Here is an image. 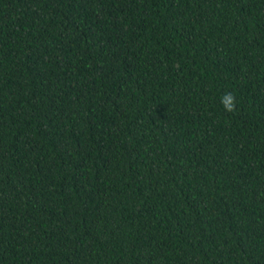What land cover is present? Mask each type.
<instances>
[{"label": "trees", "instance_id": "trees-1", "mask_svg": "<svg viewBox=\"0 0 264 264\" xmlns=\"http://www.w3.org/2000/svg\"><path fill=\"white\" fill-rule=\"evenodd\" d=\"M0 264H264V0H0Z\"/></svg>", "mask_w": 264, "mask_h": 264}, {"label": "clouds", "instance_id": "clouds-1", "mask_svg": "<svg viewBox=\"0 0 264 264\" xmlns=\"http://www.w3.org/2000/svg\"><path fill=\"white\" fill-rule=\"evenodd\" d=\"M222 103L224 105V108L228 112H235L236 106H235V96L232 93H228L223 99Z\"/></svg>", "mask_w": 264, "mask_h": 264}]
</instances>
